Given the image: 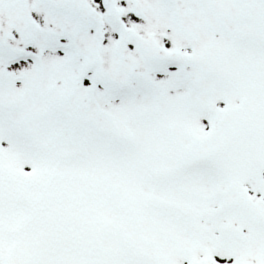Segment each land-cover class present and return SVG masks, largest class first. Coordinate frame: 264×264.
Returning <instances> with one entry per match:
<instances>
[{
  "label": "snow or ice",
  "instance_id": "1",
  "mask_svg": "<svg viewBox=\"0 0 264 264\" xmlns=\"http://www.w3.org/2000/svg\"><path fill=\"white\" fill-rule=\"evenodd\" d=\"M0 264H264V0H0Z\"/></svg>",
  "mask_w": 264,
  "mask_h": 264
}]
</instances>
